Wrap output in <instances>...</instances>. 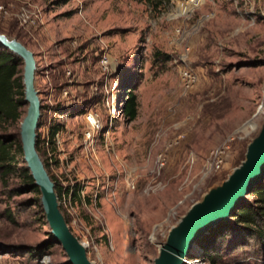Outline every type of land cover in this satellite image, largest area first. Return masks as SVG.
Returning <instances> with one entry per match:
<instances>
[{
    "label": "rangeland",
    "instance_id": "rangeland-1",
    "mask_svg": "<svg viewBox=\"0 0 264 264\" xmlns=\"http://www.w3.org/2000/svg\"><path fill=\"white\" fill-rule=\"evenodd\" d=\"M0 6V34L34 55L35 86L47 106L40 137L48 125L63 124L59 145L48 152L52 164L43 154L49 171L59 185L76 183L89 198L87 206L69 204L72 233L87 245L92 264H152L169 227L227 177L258 133L264 0H0ZM23 11L32 17L26 26L17 19ZM102 56L109 61L105 76ZM103 79L113 126L90 151L83 148V116L58 117L54 108L73 111L84 103L105 126L109 110L88 101ZM132 80L137 115L125 123L114 115L118 81ZM18 122L0 124V134L17 137ZM18 184L17 178L0 184V264H66L40 207ZM46 242L41 256L27 253ZM214 264L264 260L244 248Z\"/></svg>",
    "mask_w": 264,
    "mask_h": 264
},
{
    "label": "water",
    "instance_id": "water-1",
    "mask_svg": "<svg viewBox=\"0 0 264 264\" xmlns=\"http://www.w3.org/2000/svg\"><path fill=\"white\" fill-rule=\"evenodd\" d=\"M0 48L20 62L24 114L19 119L16 135L21 162L31 179V186L38 192L37 204L49 229V241L60 246L67 258L66 264H92L86 255L87 246L70 229L58 192V181L50 173L38 146L44 105L42 91L35 86L37 68L34 55L17 39L3 34H0ZM261 115L260 128L247 144L243 160L169 227L163 241L157 245V255L152 264H183V259L190 255L197 241L220 224L229 222L232 213L247 203L251 190L264 180V109Z\"/></svg>",
    "mask_w": 264,
    "mask_h": 264
},
{
    "label": "trees",
    "instance_id": "trees-1",
    "mask_svg": "<svg viewBox=\"0 0 264 264\" xmlns=\"http://www.w3.org/2000/svg\"><path fill=\"white\" fill-rule=\"evenodd\" d=\"M159 55L158 52L154 54L155 57H160ZM136 84L137 80L118 81V85L125 90V98L122 100L120 108L122 121L125 123L132 122L137 115V102L134 94ZM88 101L91 103L92 99ZM22 107L20 62L0 48V124H16L22 115ZM85 108L83 103L82 107L79 106L73 111H70L71 109L67 111L70 113L69 115H81ZM46 109L47 106L44 105V110L46 111ZM54 111L59 114L66 111V109L64 110L56 105ZM60 129L61 126L57 123L48 126V148L45 147L44 138L39 139V149L48 160L47 153L50 151L54 154L55 152L54 136ZM20 158L21 150L17 137L14 134H0V184L5 188L10 178H17L19 180L18 191L22 190L30 193L33 197L32 205H34L37 203L38 192L35 187L31 186V179L23 165H21L23 163ZM57 163V161L53 162L54 165H57ZM58 188L62 198L68 199L71 204L81 205L83 202L85 206L89 205V198L86 197L83 198V201L81 200V187L76 183L72 187H67L65 191H63L61 185H58ZM249 196L250 202L241 204L232 213L229 222L220 224L210 230L198 243L201 251L198 250L199 248L195 244L187 258H198L201 263L214 264L215 260L223 254L248 248L252 254L259 255L264 260V180L251 190ZM9 221L12 220L9 218ZM48 247V242L36 247H28L27 253L39 257Z\"/></svg>",
    "mask_w": 264,
    "mask_h": 264
},
{
    "label": "built area",
    "instance_id": "built-area-1",
    "mask_svg": "<svg viewBox=\"0 0 264 264\" xmlns=\"http://www.w3.org/2000/svg\"><path fill=\"white\" fill-rule=\"evenodd\" d=\"M0 12H4V10L2 9L1 6H0ZM31 18H32L31 15L29 13H27V11L20 12V14L17 15V19H18L19 23L21 25L25 24V26L27 24L31 23ZM98 65H99V68L104 72L103 76H105V72L109 73V61H108L107 57L102 56L100 58L99 62H98ZM65 75L69 76V71H66ZM106 86H107V80L103 79L102 82H100L99 84L95 83V85L92 86L91 93H90V97H91L92 101H95V103H101V106L105 110L106 109L109 110L108 111V117L105 118L106 125L102 126V124L100 122V117H99V115L96 112H86V111H84L81 114L83 116V120L85 122V130H84V132L82 134L83 148L87 149V150L90 149V151H93L94 145L96 144V140H98L99 134L102 132V130L105 129V131L106 130L109 131L112 128V126H113V118L111 116L110 104H109V102L107 100L108 95H107V91H106ZM62 95L65 96L66 92L62 91ZM124 98H125V90L122 89V90H120V97L117 98V102H116L115 110H114L115 111L114 112L115 117H117L118 119H121V120H122V117H121L120 108H121L122 100ZM44 111L45 110H43V112ZM69 114L70 113L66 110V111H64L62 113H59L58 117H64V118L65 117H69L70 116ZM57 123L61 126V129L54 136L55 149L59 145L58 137H59V134H60V132L62 131V128H63V124L61 122H57ZM48 126L46 128L47 132H48ZM47 132H46V135L44 137L45 147H48V145H47ZM40 139H41V137H40ZM47 157L49 158L48 161L51 164V156H50L49 153H47ZM218 164H219V161L216 160L214 162L215 169L218 168ZM55 179L58 181V184H59V181H60L59 178L56 177ZM73 184H70L68 186H62L63 191L67 190L66 189L67 187H72ZM80 198L83 201L84 196H83V191L82 190H80ZM61 199H62L63 208L65 209L67 215L71 216L72 209L69 206V204H71L70 201L68 199H66V198H62V195H61ZM66 204L68 205L69 208H65ZM198 250L201 251L200 248Z\"/></svg>",
    "mask_w": 264,
    "mask_h": 264
},
{
    "label": "bare ground",
    "instance_id": "bare-ground-1",
    "mask_svg": "<svg viewBox=\"0 0 264 264\" xmlns=\"http://www.w3.org/2000/svg\"><path fill=\"white\" fill-rule=\"evenodd\" d=\"M248 125H249V128H253L254 127V125L252 124V122H249L248 123ZM84 244V243H83ZM87 246V245H86ZM193 248V247H192ZM192 250V249H191ZM193 260V261H192ZM195 261H197V260H195V259H190V258H185V259H183V264H194L195 263Z\"/></svg>",
    "mask_w": 264,
    "mask_h": 264
}]
</instances>
